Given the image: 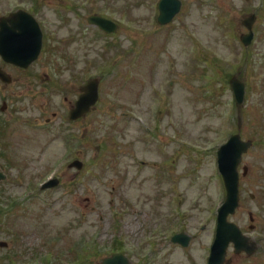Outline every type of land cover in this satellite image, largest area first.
Instances as JSON below:
<instances>
[{
    "label": "rangeland",
    "instance_id": "obj_1",
    "mask_svg": "<svg viewBox=\"0 0 264 264\" xmlns=\"http://www.w3.org/2000/svg\"><path fill=\"white\" fill-rule=\"evenodd\" d=\"M182 1L173 24L161 28L145 19L158 0H0V14L18 5L35 12L47 36L36 65L17 75L21 86L0 84L9 100L0 111V241L8 243L0 264H101L115 252L133 264H205L225 198L215 147L238 117L253 145L230 219L257 250L235 255L230 247L227 257L264 264V0ZM252 13L256 33L244 47L241 18ZM92 14L116 21L118 31L90 26ZM46 73L51 80L41 84ZM91 75L101 78L99 103L62 125L75 87ZM233 76L246 85L240 112ZM74 158L80 171L67 166ZM54 172L61 185L41 193L39 183ZM164 215L192 236L190 246L161 232Z\"/></svg>",
    "mask_w": 264,
    "mask_h": 264
},
{
    "label": "water",
    "instance_id": "obj_2",
    "mask_svg": "<svg viewBox=\"0 0 264 264\" xmlns=\"http://www.w3.org/2000/svg\"><path fill=\"white\" fill-rule=\"evenodd\" d=\"M172 14H164L161 21L163 23L168 22ZM90 21L98 24L101 28L111 31L116 28V25L110 21H107L101 17L93 16ZM33 35L40 38L35 31ZM39 50V43L33 45L32 53H37ZM25 54V53H24ZM21 53L20 57H14V62L25 60ZM19 63V62H17ZM21 64V63H19ZM233 91L236 95L237 102H242L244 85L238 81H231ZM86 91L89 94L90 100L86 101L87 96H82L79 101L78 107L75 110V114L78 115L86 112L90 105L97 100V84L93 83L86 87ZM239 137L234 138L227 145H225L219 152V168L223 174L226 188H227V202L220 210L218 217L217 238L212 248L209 264H224L225 255L228 244L232 241L235 243L236 251L246 250L248 253H252L253 247H246L247 239L243 236L241 230L233 223L228 222L227 217L229 214L235 212L236 207L239 204V175L237 166L240 162L241 154L247 150L249 143H239ZM103 264H130L128 259L123 255H114L111 258H107L103 261ZM229 264V262L227 263Z\"/></svg>",
    "mask_w": 264,
    "mask_h": 264
},
{
    "label": "flooded vegetation",
    "instance_id": "obj_3",
    "mask_svg": "<svg viewBox=\"0 0 264 264\" xmlns=\"http://www.w3.org/2000/svg\"><path fill=\"white\" fill-rule=\"evenodd\" d=\"M0 138L3 140V137L2 136H0Z\"/></svg>",
    "mask_w": 264,
    "mask_h": 264
}]
</instances>
